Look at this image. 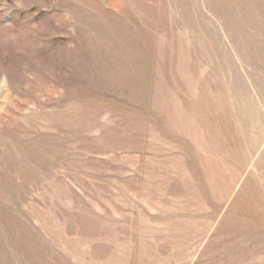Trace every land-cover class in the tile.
Wrapping results in <instances>:
<instances>
[{"label": "rangeland", "instance_id": "374dc122", "mask_svg": "<svg viewBox=\"0 0 264 264\" xmlns=\"http://www.w3.org/2000/svg\"><path fill=\"white\" fill-rule=\"evenodd\" d=\"M0 264H264V0H0Z\"/></svg>", "mask_w": 264, "mask_h": 264}]
</instances>
